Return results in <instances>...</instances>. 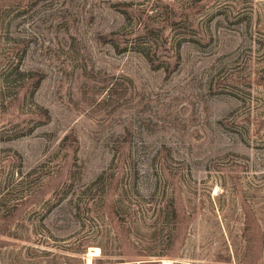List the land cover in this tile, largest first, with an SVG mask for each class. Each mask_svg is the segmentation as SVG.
Instances as JSON below:
<instances>
[{
  "label": "rangeland",
  "instance_id": "rangeland-1",
  "mask_svg": "<svg viewBox=\"0 0 264 264\" xmlns=\"http://www.w3.org/2000/svg\"><path fill=\"white\" fill-rule=\"evenodd\" d=\"M0 264H264V0H0Z\"/></svg>",
  "mask_w": 264,
  "mask_h": 264
},
{
  "label": "bare ground",
  "instance_id": "bare-ground-1",
  "mask_svg": "<svg viewBox=\"0 0 264 264\" xmlns=\"http://www.w3.org/2000/svg\"><path fill=\"white\" fill-rule=\"evenodd\" d=\"M100 252L99 248L98 247H94L93 249L90 248V250L88 251V258H87V262L90 261V255H95V254H98Z\"/></svg>",
  "mask_w": 264,
  "mask_h": 264
}]
</instances>
